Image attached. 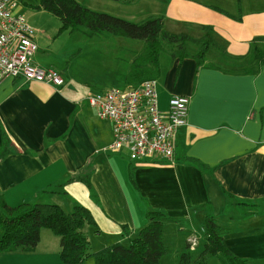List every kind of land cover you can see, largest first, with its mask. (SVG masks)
Listing matches in <instances>:
<instances>
[{
  "label": "crops",
  "instance_id": "obj_1",
  "mask_svg": "<svg viewBox=\"0 0 264 264\" xmlns=\"http://www.w3.org/2000/svg\"><path fill=\"white\" fill-rule=\"evenodd\" d=\"M18 1L19 14L36 30L34 64L45 66L35 28L43 11L28 8L39 0ZM76 1L109 13L96 8L97 1ZM155 2L159 12L144 15L162 18L166 31L196 40L210 33L218 42L200 67L198 51H187L183 58L177 51L160 57L159 109L167 113L174 96L190 100L188 123L176 135L173 160L134 162L127 150H102L113 142V127L98 117L87 97L114 88L86 94L85 88L76 87L98 84L91 72L108 62L113 69L122 63L127 69L141 51L127 38L104 37L102 43L89 37L87 45L96 55L87 63L85 78L67 81L64 90L14 78L0 84V197L11 206L50 203L67 213L75 204L84 206L96 222L85 228L93 252L129 243L147 225L150 211L166 215L164 242L170 245L180 238L183 251L194 234L202 243L205 220L213 216L227 229L225 244L236 256L264 262V59L259 63L255 54L256 49L264 53V41H256L264 38V0L251 9L242 1L236 7L235 0ZM3 131L8 141L2 142ZM48 232H41L40 249L11 253L27 264H62L60 241Z\"/></svg>",
  "mask_w": 264,
  "mask_h": 264
},
{
  "label": "trees",
  "instance_id": "obj_2",
  "mask_svg": "<svg viewBox=\"0 0 264 264\" xmlns=\"http://www.w3.org/2000/svg\"><path fill=\"white\" fill-rule=\"evenodd\" d=\"M34 8L57 17L61 22L59 33H74L87 28L90 31L88 36L109 34L143 41L144 49L137 53L130 66L126 81L128 89L137 88L145 81L161 77L160 57L164 52L163 41L176 45L180 58L187 56L188 42H193L187 35L166 31L162 18L148 19L140 24L133 23L92 11L76 0H39V4ZM214 8L228 14L220 8ZM204 28L207 31L212 29ZM258 40L264 41V38H257L256 41ZM194 42L200 45L195 56L200 67L210 48L218 46V42L210 33L202 39H194ZM255 54L261 63L259 59H264L263 51L256 49ZM5 139L9 140L6 133L2 135V142ZM189 161L202 169L205 168V165L196 159ZM87 184L90 186L88 182ZM165 218L166 215L161 211H150L147 213V225L136 237L130 239L129 245L115 243L92 252L85 228L96 226V222L84 206L75 204L73 212L67 213L56 204L11 206L0 197V256L16 251L31 252L40 243L42 230H49L60 238L62 264H83L89 258H93L94 264H162V259L170 252L164 242ZM123 228L127 231V226ZM204 230L205 241L201 252L195 258L193 252H183L180 264H207L210 257L219 254L223 264H248L247 259L239 258L226 246L225 233L215 223L213 216L206 218Z\"/></svg>",
  "mask_w": 264,
  "mask_h": 264
},
{
  "label": "built area",
  "instance_id": "obj_3",
  "mask_svg": "<svg viewBox=\"0 0 264 264\" xmlns=\"http://www.w3.org/2000/svg\"><path fill=\"white\" fill-rule=\"evenodd\" d=\"M20 7L18 0H0V84L14 78L61 89L65 85L62 73L34 64L36 30L19 14ZM157 87V80H148L137 88L88 95L98 117L110 121L113 127V142L102 149L104 152L127 150L134 162L147 158L173 160L176 135L188 123L190 100L174 96L167 113H163ZM199 246L198 234L192 235L189 251L195 252Z\"/></svg>",
  "mask_w": 264,
  "mask_h": 264
},
{
  "label": "rangeland",
  "instance_id": "obj_4",
  "mask_svg": "<svg viewBox=\"0 0 264 264\" xmlns=\"http://www.w3.org/2000/svg\"><path fill=\"white\" fill-rule=\"evenodd\" d=\"M92 1H97L98 5L96 4V8H99L100 10L106 9L109 12L107 13L104 10L105 13H102V12H99V13L115 16L113 15L114 13V14L125 16V17H131L132 19H130L129 21L133 23H138V24L143 23L144 21L150 19L146 17V14L147 15L155 14L159 12L158 4H156L155 2L156 0H87L86 3H89ZM239 1H242V4L244 6H247V7L250 6V9H251L255 7V2H257L258 0H235L234 4L236 7H239ZM28 6H29L28 8L31 11L38 12V10L34 8L35 5L29 4ZM144 13L146 14L144 15ZM119 18H122V17H119ZM60 27H61V22L57 17L43 11L42 14H40L38 17L37 25L35 28L39 31L37 33L38 35L37 44L39 45V48H40V50L38 51V55L40 56V58H42L44 63L47 64L41 67L46 68V69H54V70L61 72L66 79V84L60 90H64L66 88L67 81L76 82V81H81L82 78H85V74H86L85 68L87 67V63L89 62L90 59L93 58V55H96L95 49L87 45V42L91 41V38L89 37H95V36H88L87 33H89L90 31L87 28H82L83 31H77L74 33H69V32L59 33ZM96 36L98 37L97 39H100L102 43H103L102 39L104 37H113L117 39L120 38L118 36H112L109 34H99ZM190 39H192L193 42H190V41L188 42L189 53H191L192 51H196V52L199 51L200 45L194 42V38L190 37ZM128 40L131 43H134L137 46H139L140 48L138 50L142 51L144 49L143 41L133 40V39H128ZM163 43H164L163 56H168L172 52H175L177 50L176 45L170 44L165 41H163ZM110 52L111 51L109 50L106 55H109ZM97 57L100 58V56H97ZM111 62L114 65H118V62L113 58H111ZM109 64H110L109 62L106 63L104 68L100 71L91 72V74L94 73V76L97 77L98 84L91 83L86 86L85 84L78 85L76 87L77 90H82L83 88H86L88 90L87 93L89 91L94 92V93H103L110 88H114V89L122 90V91L127 90L128 87H127L126 79H127L130 67H127L126 69V66L122 63L119 69L117 70L116 67L115 69H113L111 66H109ZM222 66L226 68L229 67L225 63H223ZM108 85L111 87H103V86H108ZM96 114H97V111H96ZM227 209H229V207ZM165 220H164V228H165ZM215 223L219 226L217 220H215ZM219 227L222 229V231H224V233L227 230L223 226H219ZM48 233L51 234L50 231ZM57 238L60 241V238L59 237ZM204 241H205V237L203 238L202 243L200 244L201 246L198 247L196 251L192 253L194 258L201 252ZM199 242H200V237H199ZM181 244L182 243L180 242V238H179L173 241L172 244L166 245L170 252L167 256L164 257L166 258L165 263H163L164 258L162 259V264H180L181 254L183 252L189 251L188 247L184 248L183 251L182 250L179 251ZM124 245L127 246L129 245V243H126ZM36 248L34 250H36ZM38 248L40 249V246H38ZM34 250H32L31 252H33ZM13 255H16V254L8 253V254L1 255L0 264H27L21 261L20 256H13ZM8 257H13V258L10 259ZM5 259H9V260H5ZM31 259L34 260V258H31ZM88 261L89 262L87 264L95 263L93 258L89 259ZM207 264H223L221 260V255L219 254V255L210 257L208 259ZM248 264H264V262L256 263V261L248 260Z\"/></svg>",
  "mask_w": 264,
  "mask_h": 264
},
{
  "label": "clouds",
  "instance_id": "obj_5",
  "mask_svg": "<svg viewBox=\"0 0 264 264\" xmlns=\"http://www.w3.org/2000/svg\"><path fill=\"white\" fill-rule=\"evenodd\" d=\"M87 89L85 88V93H87ZM83 97H77L76 99H82Z\"/></svg>",
  "mask_w": 264,
  "mask_h": 264
}]
</instances>
